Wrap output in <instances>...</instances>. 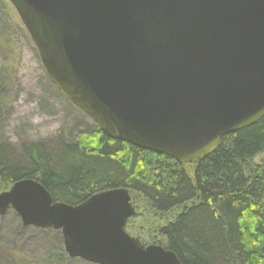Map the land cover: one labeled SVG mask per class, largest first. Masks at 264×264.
<instances>
[{
	"label": "water",
	"instance_id": "obj_1",
	"mask_svg": "<svg viewBox=\"0 0 264 264\" xmlns=\"http://www.w3.org/2000/svg\"><path fill=\"white\" fill-rule=\"evenodd\" d=\"M50 82L109 139L199 164L264 117V0H7ZM135 195L77 206L36 181L0 194L24 227L58 231L70 259L181 264L126 232Z\"/></svg>",
	"mask_w": 264,
	"mask_h": 264
},
{
	"label": "trees",
	"instance_id": "obj_2",
	"mask_svg": "<svg viewBox=\"0 0 264 264\" xmlns=\"http://www.w3.org/2000/svg\"><path fill=\"white\" fill-rule=\"evenodd\" d=\"M23 179L70 206L124 188L156 214L175 211L158 234L181 264H264V117L223 137L198 165L111 140L98 128L73 143L0 145V181L11 187Z\"/></svg>",
	"mask_w": 264,
	"mask_h": 264
},
{
	"label": "rangeland",
	"instance_id": "obj_3",
	"mask_svg": "<svg viewBox=\"0 0 264 264\" xmlns=\"http://www.w3.org/2000/svg\"><path fill=\"white\" fill-rule=\"evenodd\" d=\"M96 128L50 82L15 10L0 0V145L18 151L29 144L73 143ZM9 189L0 181V194ZM135 200L127 234L144 246L164 248L158 230L174 219L175 211L159 215L142 199ZM63 250L60 232L24 227L11 209L1 216L0 264H89L70 259ZM51 253L52 262L44 263Z\"/></svg>",
	"mask_w": 264,
	"mask_h": 264
}]
</instances>
